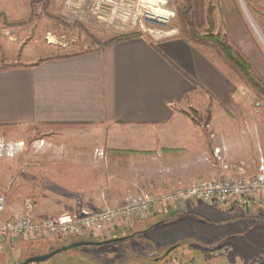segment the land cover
I'll return each mask as SVG.
<instances>
[{"label": "rangeland", "instance_id": "374dc122", "mask_svg": "<svg viewBox=\"0 0 264 264\" xmlns=\"http://www.w3.org/2000/svg\"><path fill=\"white\" fill-rule=\"evenodd\" d=\"M131 1L135 9L169 15L166 25L158 27L166 33L174 30L176 35L183 36L177 15L178 5L183 4L182 0ZM5 2L6 7L0 4V39L13 37L15 42L22 40L28 43L31 46L29 58L33 61L41 56L40 53L63 55L88 50L104 45L114 35L141 29L140 26L130 27L128 24H124V28L114 27L86 12L72 13L64 7L62 10L53 6L51 0ZM209 8L212 32L225 36L227 43L250 66L259 83L255 85L254 82L245 81L241 72L210 41H197L194 45L211 63L219 85L211 86L213 91L217 90L212 91L213 93L200 90L192 97L187 111L191 115L197 111L205 114L209 107L214 119L203 118L197 121L205 137L219 139L220 146L223 147L222 157L226 161L238 163L246 173L252 174L261 162L264 164V0H202L201 14L195 21L199 34H205L209 28ZM144 24L155 26L156 22L151 20ZM227 122L229 125H225ZM48 127H0V193L5 198L6 215L46 218L56 216L58 210L67 209L66 198L61 195L67 194L68 190L63 189L60 193L62 188L52 179V171L53 161L67 155V149L71 150L67 147L70 142L69 145L74 144V149L79 150L77 155H92L91 167L87 163L83 165L87 172L107 170L106 188L95 184L94 180L92 182V193L101 191L108 194L102 208L120 203L129 191H135V186L132 185L135 183V162L129 154L87 149L88 141L84 137L63 135L67 126ZM83 143L86 148L80 150ZM230 149L232 157L229 159ZM163 163L166 167L163 174L168 178L164 189L171 188L177 179H185L188 182L185 183L190 184L192 182L189 180H202L210 177L217 167L222 169L219 161L209 159L194 163L184 160L182 155L179 158H169ZM141 177L148 178L149 174L142 172ZM110 184L114 186L111 188ZM120 187L122 189L118 193ZM110 188L112 193L108 191ZM121 194L122 198H117ZM237 203L238 205L234 202L225 204L188 200L182 205H176L166 215L151 216L148 220L136 221V224L133 222L122 230L117 227L115 233L128 235V239L101 246L70 248L45 261L29 264H78L81 260L89 261L90 258L104 263L118 261L120 264H164L159 258L173 246L175 247L167 253L168 258L183 252L180 255L182 259L194 257L198 264H212L204 259L202 248L224 243H230L234 251L227 253L228 255H220L214 264H240L235 257L244 254L248 264L252 259L264 255V199L256 200L247 207ZM137 225L147 231L132 236ZM67 240H53L50 237L2 238L0 264H12L11 261L19 263L27 257L47 253ZM206 240L212 246H205ZM170 243L172 245L165 249Z\"/></svg>", "mask_w": 264, "mask_h": 264}, {"label": "crops", "instance_id": "0c3cea01", "mask_svg": "<svg viewBox=\"0 0 264 264\" xmlns=\"http://www.w3.org/2000/svg\"><path fill=\"white\" fill-rule=\"evenodd\" d=\"M0 4L6 7L5 0ZM51 4L63 10V0H51ZM30 47L22 40L15 42L13 37L0 39V127L41 125L54 128L63 125L67 126L63 135L84 137L88 141L87 149L106 153L110 150L134 151L129 156L135 162V183L132 184L135 191L170 189H164L168 178L163 174L166 171L163 162L169 158L182 155L184 160L194 163L209 159L218 161L213 148L220 147L219 139L206 138L199 122L193 121L187 111L192 97L200 90L212 92L211 86L218 84L214 68L197 46L176 35L174 30L163 38L142 33L70 54L40 53L41 56L34 61L29 58ZM197 114L200 119L215 117L212 112L208 116L199 111ZM210 134L209 131V137ZM69 144L67 147L72 153L67 149V155L53 161L52 179L62 188L60 193L63 189L72 193L60 194L66 198L67 209L58 210L57 215L81 209L98 211L102 209L104 199H108V194L101 191L92 193V182L94 180L95 184L106 188L107 170L87 172L83 165L87 163L91 167L92 155H77L79 150L74 149V144ZM85 148V143L80 145V150ZM228 155L230 159L231 149ZM223 159L230 162L224 156ZM142 172L149 177L142 178ZM224 172L223 168L217 167L205 179ZM112 182L116 184L114 180ZM185 182L187 180L177 179L171 188L188 183ZM109 186L112 188L114 185ZM111 188L108 190L110 193L113 192ZM119 189L118 193L122 188ZM122 194L117 198H122ZM135 228V233L147 231L139 225ZM50 239H68L57 246L60 247L79 238ZM207 241L205 246H212ZM170 245L172 243L165 249ZM205 248L208 247L202 248L203 257L212 264L220 255L234 251L231 248L218 255L206 256ZM182 254L180 252L163 262L198 264L194 257L182 259ZM240 256L235 257L237 261L246 264V255ZM89 261L81 260L78 264L103 262L91 258Z\"/></svg>", "mask_w": 264, "mask_h": 264}, {"label": "built area", "instance_id": "2783aa9c", "mask_svg": "<svg viewBox=\"0 0 264 264\" xmlns=\"http://www.w3.org/2000/svg\"><path fill=\"white\" fill-rule=\"evenodd\" d=\"M63 7L72 13H89L97 20L114 27L124 28V24L130 27L140 26L142 33H148L154 38L167 35L158 26L166 25L169 15L135 9L131 0H64ZM151 20L156 22L155 26H145L144 22ZM222 151L221 146L213 148L215 158L222 163L225 171L223 174L191 184H180L160 193L129 191L120 203L98 211L81 209L46 218L8 216L5 198L0 193V239L78 237L100 240L116 236L117 227L119 230L125 229L137 220L163 214L188 200L225 204L240 202L243 206H249L256 200L264 199L263 162L258 165L256 172L249 174L238 163L225 162Z\"/></svg>", "mask_w": 264, "mask_h": 264}, {"label": "trees", "instance_id": "16d2710c", "mask_svg": "<svg viewBox=\"0 0 264 264\" xmlns=\"http://www.w3.org/2000/svg\"><path fill=\"white\" fill-rule=\"evenodd\" d=\"M183 4H179L178 9H177V15H178V20H179V25H180V30H181V34L183 35L182 38L189 41L190 43H197V41H210L212 44H214L223 54L224 58L231 63V65H233L235 68H237L245 81L247 82H254L255 85H258V81L256 79V77L253 75L250 66L246 63V61L244 60V58L242 57L241 54H239L235 49H233L232 46H230L227 41L225 36L223 35H219L218 33H213L211 30L212 26V19L210 18V8L207 12L208 15V23H209V28L205 31V34H199V32L196 29V19L197 16L199 14H201V7H202V0H182ZM142 34V32L140 30H133L130 31L128 33L125 34H119V35H114L111 37V39L109 41H107L105 44L123 39V38H127V37H132V36H136V35H140ZM194 112V111H193ZM207 116L210 113V108L207 107ZM191 118L193 119V121L197 122L198 119L200 120V117L198 116L197 112H194V115H191ZM206 120H208V117L205 118ZM111 153H126V154H131V153H135L134 151H122V150H110ZM235 205H238L237 202H234ZM242 204V203H241ZM243 205V204H242ZM171 210V209H170ZM164 212L163 214H159V215H166L167 213H169V211ZM138 233H133V235H136ZM122 234H116V236H120ZM129 238V237H128ZM127 238V239H128ZM79 239H85V238H79ZM89 239V238H88ZM90 240V239H89ZM107 245V244H105ZM177 247V246H176ZM232 246L230 245V243H224L221 244L219 246L216 247H212V248H205L203 251L206 254V256L208 255H218L222 252H226L228 249H231ZM169 257V254L159 258L162 261L166 260ZM158 259V258H157ZM264 261V255L256 258V259H252L251 261L248 262V264H261V262ZM101 264H120L118 261H111V262H107L104 263L102 262ZM123 264V263H122ZM185 264H190L189 263H185Z\"/></svg>", "mask_w": 264, "mask_h": 264}, {"label": "water", "instance_id": "95a60500", "mask_svg": "<svg viewBox=\"0 0 264 264\" xmlns=\"http://www.w3.org/2000/svg\"><path fill=\"white\" fill-rule=\"evenodd\" d=\"M127 238H128V235L114 236V237H109V238L100 239V240L79 239V240H75V241H73L67 245H62L60 247L54 248L47 253H42V254L27 257L23 261L19 262L18 264L38 263V262L45 261V260L51 258L53 255L60 253L61 251H66L67 249H70V248H75V247H80V246H101V245H105V244H109V243L122 241V240H125ZM174 247L175 246L168 249V251L165 252V254L163 256H165Z\"/></svg>", "mask_w": 264, "mask_h": 264}]
</instances>
